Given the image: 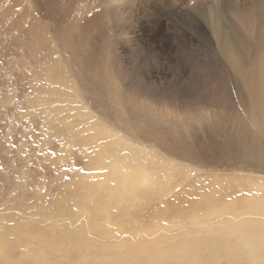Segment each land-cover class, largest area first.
<instances>
[{
	"label": "rangeland",
	"instance_id": "rangeland-1",
	"mask_svg": "<svg viewBox=\"0 0 264 264\" xmlns=\"http://www.w3.org/2000/svg\"><path fill=\"white\" fill-rule=\"evenodd\" d=\"M263 62L264 0H0V264L242 255L220 211L264 204Z\"/></svg>",
	"mask_w": 264,
	"mask_h": 264
},
{
	"label": "bare ground",
	"instance_id": "bare-ground-1",
	"mask_svg": "<svg viewBox=\"0 0 264 264\" xmlns=\"http://www.w3.org/2000/svg\"><path fill=\"white\" fill-rule=\"evenodd\" d=\"M214 24H216V22ZM218 36L219 38H221L220 33ZM226 40H230V39L225 37L226 43L223 41V39L221 41L222 49L225 51V53L230 54L234 60L236 61L238 60L237 63H239L241 54L238 53V56H237V52H236L237 50H235L232 47V45H234L235 44L234 42L236 41L233 39V42L229 43ZM261 68H262L261 71L264 72V62ZM263 78H264V73H263ZM181 196L182 195L169 200L166 204L170 205L172 209L174 208V209L180 210V208L178 207H182L181 208L182 214L192 213V215H194L193 217L194 220L199 221V218H198L199 216L197 217L196 214L198 213L200 209L204 207V205L207 203V200H210L209 195L206 193L198 197L196 196L194 199H189V200L186 199L187 201L184 202L183 205L180 203L181 200H179ZM106 198L110 200L111 196H107ZM186 203H188V206L187 207L185 206L187 209L183 207L184 205H186ZM263 205H249L250 207H248L246 211L243 208L237 209V208H234V206L233 207L227 206L225 210L220 211V217L221 215L223 216L226 214L229 216V218L231 216L233 218L238 219L237 218L238 215L239 217H243V218H239L238 219L239 221L237 222H233V223L229 222L228 224L230 225L228 227L222 228L220 230V234H223L224 236H234V238L228 241V243H231L234 245L236 243L240 244L241 253H237V254H242V255H229L228 256V252L222 251L223 249L221 248L219 250L220 252L218 251L208 252V251H204L203 248H200L199 245H193V243L189 246L186 243L182 244L181 246L177 244H173V245H170L171 246L169 248L170 251L166 253V256L164 257V259L162 258L163 264H204L205 263L204 259L202 261L201 259L199 260L196 257L197 254H200L202 252L201 249H203L204 251L203 258L206 257L208 262L210 263L213 262V264H264V223L263 222L261 223V221L264 220V206ZM242 210H244V212ZM185 211L187 212L185 213ZM174 212L175 211L171 210V211H168L167 213L172 214ZM246 212H248V214H246ZM217 214L219 213H213V215H217ZM172 217H175V220L178 221V219L181 217V214L179 215V217L177 215H173ZM255 222H258V223L260 222L261 226L260 225L257 226L258 223L256 224V226H254ZM170 223H172V221ZM250 223L254 224L253 227L251 226ZM174 233L175 232H172L171 235L173 236ZM227 245L229 246V244ZM227 250L230 251L231 253V249H227Z\"/></svg>",
	"mask_w": 264,
	"mask_h": 264
}]
</instances>
